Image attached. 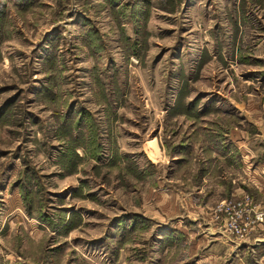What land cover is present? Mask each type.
Masks as SVG:
<instances>
[{
	"label": "rangeland",
	"instance_id": "obj_1",
	"mask_svg": "<svg viewBox=\"0 0 264 264\" xmlns=\"http://www.w3.org/2000/svg\"><path fill=\"white\" fill-rule=\"evenodd\" d=\"M249 94L264 0H0V264H264V216L243 239L214 216L264 213L221 186ZM211 181L199 240L166 203Z\"/></svg>",
	"mask_w": 264,
	"mask_h": 264
},
{
	"label": "crops",
	"instance_id": "obj_2",
	"mask_svg": "<svg viewBox=\"0 0 264 264\" xmlns=\"http://www.w3.org/2000/svg\"><path fill=\"white\" fill-rule=\"evenodd\" d=\"M238 99L240 100L237 101ZM234 100L240 104V116H243L247 122L256 123L257 130L252 134L246 127H240V131L230 128L229 138L233 142L232 144L234 147L238 149L242 162L239 165L234 162L227 164L223 176L229 183L225 182L221 184V186L223 187L224 195H235L237 193L241 195L246 192L253 195L257 201L264 203V100L261 98H254L250 94L246 98H234ZM243 101L245 102L243 103ZM229 102L232 101L229 100ZM243 111L245 112L243 113ZM248 159H250L252 163L247 162ZM211 182H213L215 187L205 201L203 193L205 187L201 186L198 191H194V195L189 194L187 196L184 194V191L178 190L176 194L182 193L185 195V199L183 198L184 200L181 201V198V202L177 199L175 203L173 200H168L166 203V207H170L171 209L176 205V202L180 210L184 208L185 211H181V217L191 216L189 215L190 212L187 214L183 212L189 211V208L193 210L191 213L193 214L191 220L194 224L189 227L186 223L184 226L193 232L192 235L194 237L196 234L199 240L205 239V237L212 238V236H210L212 231L209 227H212L213 222L208 206L212 201L217 199V193L220 189L216 190V181ZM181 220L183 221V218H181ZM209 223L210 225L207 226ZM189 240L192 243L197 242L193 237L189 238ZM209 240L215 241L213 238ZM225 241L223 243H225ZM192 248L193 246L191 249ZM207 248L212 251L215 248L214 243ZM199 260L200 259H197L193 264H197Z\"/></svg>",
	"mask_w": 264,
	"mask_h": 264
},
{
	"label": "built area",
	"instance_id": "obj_3",
	"mask_svg": "<svg viewBox=\"0 0 264 264\" xmlns=\"http://www.w3.org/2000/svg\"><path fill=\"white\" fill-rule=\"evenodd\" d=\"M246 197H249L246 195ZM251 198V197H249ZM239 200L224 198L220 204L217 205L214 216L216 219H221V212L223 218V234L228 238L236 237L243 239L253 225L263 219L264 213L255 208L251 202L244 198ZM218 209L220 212H218ZM253 215V217H251Z\"/></svg>",
	"mask_w": 264,
	"mask_h": 264
}]
</instances>
